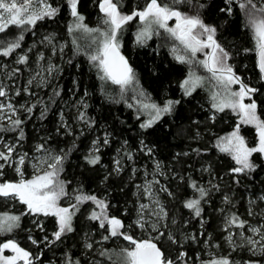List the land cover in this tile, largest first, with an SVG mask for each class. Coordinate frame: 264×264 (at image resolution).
Wrapping results in <instances>:
<instances>
[{"label":"snow or ice","instance_id":"snow-or-ice-1","mask_svg":"<svg viewBox=\"0 0 264 264\" xmlns=\"http://www.w3.org/2000/svg\"><path fill=\"white\" fill-rule=\"evenodd\" d=\"M65 2L72 18L67 31L73 36L72 44L76 53L81 52V45L77 42L75 34L87 35L90 43L83 54L91 67L97 70L99 79L118 86L120 100L124 99L125 93L129 90L136 93L133 99L137 107V119L140 115L147 114V119L139 125L141 129L152 128L163 116L171 114L174 106L180 101L167 100L161 106L152 102L142 89H138L135 70L120 50L121 34L132 22L137 23L135 43L138 46L146 45L153 35H160V30H163L173 41L171 52L175 60L189 66L188 74L180 82L183 95L191 96L198 88L207 87L211 112L209 120L214 122L217 113L226 110L238 117L232 131L225 136L217 137L213 145L233 161L234 166L228 169L233 182L240 184L241 178L249 177L259 167L255 163L254 156L258 154L264 159V115L256 98L261 94V89L245 83L237 74L235 66L230 63L232 54L217 39V26L206 23L204 19L203 13L208 6L206 3L202 0H144L142 7H134L129 12H125L122 0H98V8L102 16L96 27H90L85 22V16L78 10L79 0H65ZM224 4L225 7L220 8L219 11L228 16L233 15L234 4L238 7L242 15L243 27L249 31L254 44L253 49H244V51H255L256 67L259 70L260 80L264 81V0H224ZM184 8L187 10H183ZM59 12L60 8L51 0H0V58L14 57L13 63L16 65L10 67L0 62V75L5 77L0 79V199L14 201L24 208L19 214L0 212V236L14 234L21 228V219L24 216L54 217L56 230L51 233V238L45 235L42 241H37L29 235L27 239L36 246L41 243L45 246L55 244L62 241L67 233L74 231V216L81 205L91 202L94 207L87 218L96 222L98 228L105 234L101 236L99 242L86 241L84 248L88 252L92 251L96 244H101L98 256L106 257L112 261V264H190V262L191 264H261L260 259L251 257H264V222L253 224L249 219L233 211L232 198L227 195L223 197L225 207L220 208L219 212L222 220L220 228L228 250L220 251L222 246L213 243L211 235L208 234V238L203 240L207 258L197 253L193 261L184 250L177 251L173 257L170 251L163 247L162 238L166 237L167 241L181 249L183 244L174 233L162 230L168 227L165 221L168 220L169 213L160 198V193L173 198L174 193L166 185H161L160 180L156 178L158 174L162 175L159 172V162L156 163V170L153 173L145 172L144 184L136 186L138 199H146L147 202L138 203L136 219L132 224L126 225L120 217L110 214V205L106 199L87 193L82 188L74 189L69 193L67 189L70 182L61 178L68 158L67 152L64 150L56 152L46 146V142L37 144L32 155L18 151L25 138L23 127L25 120L21 118V112L30 118L37 105H42L40 118L43 119L49 108L39 99L36 103H30L29 100L17 103L15 97H19L22 93L29 98L35 96L33 86L47 87L50 78L60 69L50 61L46 67L41 64L45 57L43 53H39L36 61L38 69L22 88L16 86L15 80L22 71L19 66L29 65V53L33 48L19 53L17 50L22 49L25 32L34 29L40 21L55 18ZM12 28L18 29L19 34L8 39L7 34ZM53 38L52 35H47L41 43L51 45ZM52 51L55 55L57 51L55 46ZM59 51L63 52V47ZM201 56L202 59L199 58ZM197 67L202 69L205 75L198 74L195 70ZM52 95L60 96V90L53 88ZM113 102L119 101L113 98ZM77 106L83 109L88 107L83 98ZM128 107L132 108L133 104H128ZM77 120L85 123L89 128L95 124V120L89 118L85 111L78 112ZM60 121L61 127L71 134L69 126L64 121L63 112L60 113ZM246 125L255 130V141L252 144L242 135V127ZM109 136L110 134L105 132L103 137H97L92 141L89 154L84 157L88 164L95 166L101 163L99 153L103 146L110 144ZM140 144L141 150L151 155L153 149L143 141ZM121 151L122 149L118 150ZM193 151L199 153L202 150ZM188 154L183 153L185 156ZM123 156L129 161L133 160L131 152H124ZM9 168L14 172L15 179L6 178V169ZM29 168L32 170L31 174L27 171ZM122 171L121 160L116 159L113 172L118 174ZM136 171L133 168V172ZM203 171L210 172L211 169L209 167ZM107 179L108 176H105V180ZM209 185L210 187H205L191 180L189 187L194 194L183 202V206L190 210L193 217L199 218L201 228L205 225L202 217L203 204L210 201L213 191L220 190L218 184L212 185L209 182ZM259 199L264 201V195ZM63 200L74 202L63 206L61 203ZM254 205L255 201L249 200L248 217L260 215L255 212ZM171 223L176 224V220L173 219ZM33 224L40 231H45L42 221L34 219ZM133 227L146 232L148 238H136L130 231ZM204 235V231L185 235L183 241L198 243L199 237ZM113 238L123 239L128 246L120 248L119 251L102 246V242ZM241 251L247 252L250 258L234 259L233 253L239 254ZM42 254V252L34 254L23 247L17 239L0 240V264H37ZM63 264H82V262L80 258L73 259L65 253ZM88 264H102V261L93 259Z\"/></svg>","mask_w":264,"mask_h":264},{"label":"trees","instance_id":"trees-1","mask_svg":"<svg viewBox=\"0 0 264 264\" xmlns=\"http://www.w3.org/2000/svg\"><path fill=\"white\" fill-rule=\"evenodd\" d=\"M51 2L60 8L58 15L38 22L34 29L24 33L22 49L17 52L27 51L28 48L33 50L29 53V65L19 66L22 71L16 78L15 85L22 88L26 84L31 71L37 67L39 53H43L45 57L41 64L45 65L50 61L60 70L53 74L47 87L33 86L35 96L29 98L22 93L19 97H15L17 103L26 100L36 103L39 99L49 108L43 119L40 118L42 105H37L30 118L21 112V118L25 120L23 126L25 138L18 151L28 152L31 155L37 144L46 142V146L56 152L61 150L67 152L68 158L61 178L70 182L67 189L69 193L74 189L82 188L87 193L106 199L110 205V214L120 217L126 225L132 224L136 219L138 203L136 186L142 185L141 183L145 181V172L153 173L156 170V163L159 162V172L162 175L158 174L156 178L160 180L161 185H166L174 193V198L160 193V198L169 213V218L165 221L168 227L162 230L171 231L183 244L181 249L167 241L166 237L162 238L163 247L169 250L173 257L177 251L184 250L193 261L197 253L207 258L203 240L208 238V234L211 235L213 243L222 246L220 251L228 250L220 228L222 220L219 212L220 208L225 207L223 204L225 195L232 198L234 204L232 210L243 218L249 219L253 224L264 222V201L259 199L264 195V160L256 154L254 160L259 167L249 177L241 178L240 184L233 182V178L228 174V169L234 166L233 161L213 145L217 137L234 127L236 116L228 111L217 113V118L213 122L209 120L210 101L204 90L198 88L191 96L183 95L180 82L186 77L189 66L175 60L171 52L173 41L167 37V34L153 35L144 46L135 43L136 22L130 23L121 34V51L135 70L138 89H142L152 102L161 106L167 100L180 101L174 106L171 114L163 116L152 128L141 129L139 125L146 119L147 114H142L137 119L138 112L133 99L136 93L129 90L125 93L124 99L120 100L118 86L99 79L97 70L91 67L83 54V51L87 50L90 38L85 34L77 33V42L81 45V52L77 54L72 44L73 36L67 31L72 18L66 2L65 0H51ZM202 2L208 5L203 13L204 19L206 23L217 26V39L232 54L230 63L235 66L237 74L245 83L261 89V94L256 98L264 115V81L260 80L259 70L256 67L255 51H244V49H253L254 44L249 31L243 27L242 15L238 7L234 4L233 15L228 16L219 11L220 8L225 7L224 0H202ZM143 3L144 0H122L123 11L129 12L134 7H142ZM78 10L85 16V22L90 27L99 24L102 13L98 8V0H79ZM18 34L19 30L12 28L7 38L11 39ZM47 35L54 37L51 45L41 43ZM58 42L63 43V52L59 51ZM53 46L57 49L55 55L52 51ZM199 58L202 59V56ZM13 60L14 57L0 58V62L10 67L16 66ZM4 78L0 75V79ZM53 88L60 90V96L52 95ZM81 98L88 105L87 109L78 108L77 103ZM113 98L119 102H113ZM128 104H133V107L129 108ZM79 111H85L89 118L95 120L91 128L77 120ZM61 112L71 134L61 127ZM105 132L110 134V144L103 146L99 153L101 163L90 165L84 157L89 154L92 141L97 137H103ZM242 135L250 144L254 143L253 127L243 126ZM141 141L153 149L151 155L141 150ZM121 149L122 151L118 152ZM194 149L202 151L197 153L193 151ZM124 152H131L133 160H127L123 156ZM185 152L189 154L183 155ZM116 159H120L123 166V171L118 174L113 172ZM209 167L210 172L203 171ZM133 168L137 170L135 173ZM27 171L31 174L30 168ZM105 176H108L107 180ZM6 178H16L10 168L6 169ZM191 180L205 187H210L209 182H211L212 185L218 184L220 188L219 191L211 193L208 203L203 204L202 217L205 220L203 228L199 218L193 217L190 210L183 206V202L194 194L189 187ZM249 200L255 201L254 210L260 215L248 217ZM93 207L91 202L81 205L73 218L74 231L67 233L62 241L55 244L45 246L41 243L36 246L27 239L29 235L37 241H42L45 235L51 238V233L56 230L55 219L43 216L22 217L21 228L14 234L0 236V240L14 238L34 254L42 252L41 260L37 264L48 262L63 264L65 253L73 259L80 258L82 264H87V259L91 255L105 264H112V261L106 257L98 256L101 244H96L94 249L88 252L84 248L86 238L87 241L99 242L101 236L105 234L98 228L96 222L87 218ZM22 211L24 208L18 203L0 199V212L19 214ZM34 219L43 222L45 231H40L33 224ZM173 219L176 220V224L171 223ZM130 231L136 238H143L142 230L133 227ZM201 231H204L205 235L199 237L198 243L183 241V236ZM123 244L125 243L121 238L102 242L104 248L114 251L125 247ZM233 258L246 260L250 255L241 251L239 254L233 253ZM251 258L260 259L261 264H264V257Z\"/></svg>","mask_w":264,"mask_h":264},{"label":"rangeland","instance_id":"rangeland-1","mask_svg":"<svg viewBox=\"0 0 264 264\" xmlns=\"http://www.w3.org/2000/svg\"><path fill=\"white\" fill-rule=\"evenodd\" d=\"M169 23L171 24L172 22L170 21ZM160 33H161L162 35H165V34H166V33L163 32V30H160ZM75 36H76V38H77V33L75 34ZM78 36H79V34H78ZM56 45H57V43H56ZM62 46H63V43H62V42H58V47L61 48ZM202 58H203V57H202ZM43 65H44V64H43ZM36 66H37V67H36L34 70L31 71V75L34 74V71L38 69V65H37V64H36ZM44 66L46 67L47 64H45ZM195 70L198 72V74H200V75H205L204 71H203L202 69H200L199 67H197ZM187 74H188V73H187ZM31 75H30V76H31ZM30 76H29V78H30ZM29 78H28V79H29ZM183 80H184V79H183ZM200 89L204 90V91L206 92V94H208V97H209V93H208L207 87H201ZM130 91H132V90H130ZM132 92H133V91H132ZM208 100H209V98H208ZM226 111L231 112V111H229V110H226ZM231 113H232V112H231ZM145 114H146V113H145ZM232 114H234V113H232ZM234 115H235V114H234ZM235 116H236V115H235ZM145 118L147 119V116H145ZM146 119H145V120H146ZM237 120H238V117L236 116V122H237ZM230 131H232V129H231ZM230 131H228L227 133H229ZM227 133H223V134H221V136H225ZM32 154H33V153H32ZM32 154H31V155H32ZM263 160H264V159H263ZM30 171H32L31 168H30ZM150 178H151V177H150ZM144 182H145V181H143L141 184L143 185ZM137 201H138V203H140V202H145V203H146V202H147L146 199H138ZM13 202H14V201H13ZM15 203H16V202H15ZM61 203H62L63 206H67V204L70 203V201H68V200H63ZM138 203H137V205H138ZM54 219H55V218H54ZM143 234H144V235H143V238H145V239L148 238L146 232L143 231ZM153 235H155V233H153ZM83 240H84V239H83ZM86 241H87V238H86V240H84V243H85ZM124 243H125V244H123V245H124L125 247H127V246H128V245H127V242L124 241ZM93 254H94V253H93ZM93 256H94V255H93ZM93 256L91 255V256L87 259V264H88L89 261H91V260H93V259H97V258H94ZM101 261H102V260H101ZM44 264H53V263L48 262V263H44ZM102 264H105V263L102 262Z\"/></svg>","mask_w":264,"mask_h":264},{"label":"water","instance_id":"water-1","mask_svg":"<svg viewBox=\"0 0 264 264\" xmlns=\"http://www.w3.org/2000/svg\"><path fill=\"white\" fill-rule=\"evenodd\" d=\"M121 50V49H120ZM121 53H122V51H121ZM123 54V53H122ZM124 55V54H123ZM125 56V55H124ZM126 57V56H125ZM127 58V57H126ZM128 59V58H127ZM129 61V60H128ZM130 63V62H129Z\"/></svg>","mask_w":264,"mask_h":264}]
</instances>
